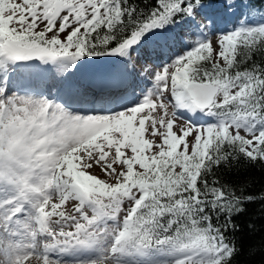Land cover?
Masks as SVG:
<instances>
[{
	"label": "rangeland",
	"instance_id": "374dc122",
	"mask_svg": "<svg viewBox=\"0 0 264 264\" xmlns=\"http://www.w3.org/2000/svg\"><path fill=\"white\" fill-rule=\"evenodd\" d=\"M234 1H229V14L235 18L238 13L234 7L237 0ZM35 2L0 0V8L23 13L18 18L34 21L33 25L40 30L46 29V24L55 30L68 26L66 34L74 27L68 24L73 22L67 11H60L57 17L54 8L44 12L39 6V11H32L29 5ZM190 21L192 26L194 22L200 26L199 35L191 32L190 22L184 31L179 30V23L178 33H165L170 39L176 38L182 55L171 56L161 66H154L149 60L151 66L147 67L143 65L145 51L134 52L131 46L126 59L109 67L110 75L123 79L129 77L127 70L129 75L141 71L139 85L142 79L146 80L147 73L155 79L149 92L138 89L146 94L139 106L111 113L82 114L19 90L6 92L0 83V264H179L195 256V250L169 249L163 241L153 249L119 245L118 241L129 234V228L123 224L129 221L126 214L135 205V187L131 191L117 188L104 195L103 201L116 202L118 206L117 213L110 212L106 217L97 213L99 218L95 219V206L87 208L81 203L90 198L99 201L103 195L97 187L103 183L113 187L125 185L147 156L176 155L185 147L190 148L211 127L209 122L191 123L176 112L173 98L182 104L186 93L176 80L181 73L179 60L200 43L217 44L221 35L236 27L229 25L230 29L214 31V21L201 13L191 15ZM248 22L243 21L239 28ZM34 61L26 60L28 64L18 70V83ZM77 62L80 61L73 63ZM73 63L51 60L53 72L60 80L73 71ZM7 64L12 67V59L0 52V70ZM31 69L34 74L38 71L37 66ZM185 106L190 108L187 102ZM45 112L50 115L49 120L44 119ZM218 125L222 130L226 126L222 121ZM231 130L248 139L257 134L243 124ZM45 162L50 164L49 175L43 172ZM38 211L45 212L47 217L42 228L34 223ZM81 225L85 226L84 232L79 231Z\"/></svg>",
	"mask_w": 264,
	"mask_h": 264
},
{
	"label": "trees",
	"instance_id": "16d2710c",
	"mask_svg": "<svg viewBox=\"0 0 264 264\" xmlns=\"http://www.w3.org/2000/svg\"><path fill=\"white\" fill-rule=\"evenodd\" d=\"M219 1L36 0L33 11L57 3L74 8L78 25L67 34L51 26L40 30L34 21L19 19L23 13L0 8V45L10 43L12 56L15 51L78 53L99 63L135 39L174 26L189 8ZM239 9L261 16L264 0H240ZM178 80L185 86L193 81L219 85L218 99L204 111L228 126L257 123V135L248 139L229 127H214L176 155L147 156L125 185L97 187L103 195L98 205L117 208L104 204V195L135 187L138 209L124 243L154 247L163 240L172 248L196 249L200 253L193 264H264V24L196 47L181 60Z\"/></svg>",
	"mask_w": 264,
	"mask_h": 264
},
{
	"label": "water",
	"instance_id": "95a60500",
	"mask_svg": "<svg viewBox=\"0 0 264 264\" xmlns=\"http://www.w3.org/2000/svg\"><path fill=\"white\" fill-rule=\"evenodd\" d=\"M59 13V9L55 11V16ZM22 57V55H19ZM187 90L193 101L199 107H208L214 101V98L219 92V86L211 83L193 82L187 87Z\"/></svg>",
	"mask_w": 264,
	"mask_h": 264
},
{
	"label": "bare ground",
	"instance_id": "6f19581e",
	"mask_svg": "<svg viewBox=\"0 0 264 264\" xmlns=\"http://www.w3.org/2000/svg\"><path fill=\"white\" fill-rule=\"evenodd\" d=\"M224 1H227V0H224ZM229 1H232V0H229ZM106 115H107V114H106ZM92 118H93V117H92ZM38 248H39V247H38ZM40 254H41V253H40ZM113 254H114V253H113ZM47 257H48V256H47ZM47 257H46V258H47ZM43 258H44V257H43ZM47 260H48V258H47Z\"/></svg>",
	"mask_w": 264,
	"mask_h": 264
}]
</instances>
